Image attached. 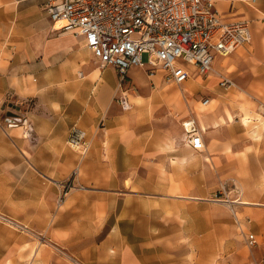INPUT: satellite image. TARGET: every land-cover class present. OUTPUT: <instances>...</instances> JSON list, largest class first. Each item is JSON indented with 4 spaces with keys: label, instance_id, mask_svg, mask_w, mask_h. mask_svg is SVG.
<instances>
[{
    "label": "crops",
    "instance_id": "crops-1",
    "mask_svg": "<svg viewBox=\"0 0 264 264\" xmlns=\"http://www.w3.org/2000/svg\"><path fill=\"white\" fill-rule=\"evenodd\" d=\"M45 8V0H0V264H29V250H37L31 264H52L50 250H97L95 264H190L163 260V250H171L158 225L165 207L196 200L198 184L229 165V150L239 149L243 163L264 156V117L228 106L231 94L223 91L234 87L224 89L218 77L199 76L193 67L183 84L132 68L123 109L117 70L101 67L83 38L54 30ZM216 9L227 22H248L252 38L217 57L216 70L239 72L241 91L232 95L264 98V0H216ZM189 120L201 129L200 151L188 145ZM252 124L257 131L248 138ZM74 128L90 143L84 158L68 145ZM76 168V189L59 206ZM142 193L158 197L132 198ZM143 205L146 214L132 213ZM20 225L48 241L28 238ZM242 230L247 248L249 234L259 245L257 234ZM199 244L212 250L209 239Z\"/></svg>",
    "mask_w": 264,
    "mask_h": 264
},
{
    "label": "built area",
    "instance_id": "built-area-1",
    "mask_svg": "<svg viewBox=\"0 0 264 264\" xmlns=\"http://www.w3.org/2000/svg\"><path fill=\"white\" fill-rule=\"evenodd\" d=\"M45 3L54 30L83 38L101 67L117 70L121 94L116 100L123 109L130 105L125 86L132 68L145 70L150 78L162 73L167 84H183L193 76L190 68H195L199 76H211L216 73L217 57L232 55L252 39L249 23L225 21L216 9V0H45ZM220 86L230 89L235 83L223 77ZM207 103L205 100L204 104ZM183 126L190 148L202 150V132L196 121H186ZM68 144L82 158L90 148L86 133L78 128L71 131ZM78 172L76 168L73 175ZM63 188L70 190L72 186ZM247 241L250 247L258 243L254 234H249Z\"/></svg>",
    "mask_w": 264,
    "mask_h": 264
},
{
    "label": "rangeland",
    "instance_id": "rangeland-1",
    "mask_svg": "<svg viewBox=\"0 0 264 264\" xmlns=\"http://www.w3.org/2000/svg\"><path fill=\"white\" fill-rule=\"evenodd\" d=\"M143 59L146 62L147 56H144ZM218 72L220 73V76L217 75L219 81L223 77H228L235 83L232 90L223 91L225 94H231L226 96L227 101L225 103L228 106L234 109H241V106L252 107L255 113L264 117L263 97L251 94L232 95L241 91L234 78L235 73H239L238 71L227 73L218 69ZM140 77L145 79V74L141 72ZM246 115L252 114L248 112ZM254 126L255 124H252L245 129L250 131V135L247 134L248 138L253 137L251 135L253 131H257L253 129ZM234 150L239 151L237 148ZM228 152L227 154L232 155L229 165L223 168L221 172L214 171L213 176L207 177L208 182L206 184H198L199 191L196 200H191L192 203L186 206L165 207L166 218L163 220L164 223L158 225L161 227L162 239L166 238V245H169L171 250H163L166 252L163 256L164 262L176 263L179 260L182 263L196 264L199 261L204 262L207 256V264H264V172L262 173L264 156L255 160L245 157L246 163H243L239 159L240 156L244 157L243 155L236 152L231 154L232 151L230 150ZM73 178L75 176L72 174L68 183L73 189H63L59 206L66 196L76 189L72 184ZM154 197L158 196L154 193L151 195L145 193L132 194L134 199H156ZM240 200L250 204L235 203V201ZM131 210L134 215L141 216L146 214L149 208L143 205L134 206ZM153 210L156 213H162L160 209L154 208ZM137 218L142 220L140 217ZM179 219L180 221H178ZM140 220L137 222L139 227L143 225ZM251 221L252 223H250ZM242 226L247 233L251 231L259 236L260 241L256 248L249 246L251 248L249 249L246 247ZM18 230L39 244L48 241L45 234H37L33 229L24 225H20ZM205 239L210 240L212 250H204V245L199 244ZM194 242H196L195 247L193 246ZM36 251L29 250L25 255L27 258L30 257L29 264L34 262ZM50 252L54 256L50 259L52 264H59L56 260L59 262L61 258L67 264H95L98 253L97 250H50ZM48 255L46 256L47 262Z\"/></svg>",
    "mask_w": 264,
    "mask_h": 264
},
{
    "label": "bare ground",
    "instance_id": "bare-ground-1",
    "mask_svg": "<svg viewBox=\"0 0 264 264\" xmlns=\"http://www.w3.org/2000/svg\"><path fill=\"white\" fill-rule=\"evenodd\" d=\"M216 73L215 74H213V75H211V76H215V77H217V75L218 76H220L219 74V72L216 70L215 71ZM253 119V118H252ZM249 120H250V118L249 117H245L244 119H243V123L244 124H246V126H247V124L249 123ZM252 123V122H251ZM232 203V202H231ZM235 203L236 204H240V205H248V203L247 202H245V201H242V200H240V201H235ZM250 204V203H249Z\"/></svg>",
    "mask_w": 264,
    "mask_h": 264
}]
</instances>
